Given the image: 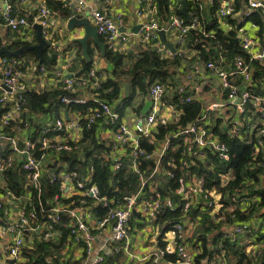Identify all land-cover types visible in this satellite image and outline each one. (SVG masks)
<instances>
[{"label": "built area", "instance_id": "built-area-1", "mask_svg": "<svg viewBox=\"0 0 264 264\" xmlns=\"http://www.w3.org/2000/svg\"><path fill=\"white\" fill-rule=\"evenodd\" d=\"M63 1H76L79 12L86 6V0ZM210 1L211 5L215 2ZM218 1L216 19L219 23L226 18L236 21L239 17L252 22L249 17L254 12L259 13L264 22V0H244L240 8L236 0ZM173 3L172 14L167 19L158 15L144 20L137 33L126 28L123 16L113 18L96 9L91 12L93 23L105 37L109 49L121 52V47L125 48L135 38V42L145 46L155 44L164 58L172 60L175 55L182 58V65L174 71L183 74L184 81L176 86L174 81L153 83L148 95L151 108L145 114L132 113L125 119V114L103 99L98 89L106 77L100 76L94 66L85 75L66 77L62 89L77 95L91 80L95 88L91 100L95 107H89L86 112L76 111L70 118L62 115L48 127L31 128L32 120L25 116L28 88L21 68L25 60L0 56V107L4 109L0 114V238L5 239V257L14 261L7 264L26 263L24 249H35V240L57 242L64 229L68 233L62 255L83 260V264L85 261L103 264L109 255L118 257L121 253L138 258L130 250L133 232L138 231L133 219L146 221L155 242V248L143 257L152 264H198L197 258L205 254L200 264H227L225 240L246 244V254L258 258L255 260L259 264L264 263V238L259 233L263 232V227L258 228L251 219L235 220V213L232 214L234 220L224 224L222 240L216 244L192 235L203 215L221 221L225 219V215L218 216L222 209L235 211L225 207L226 203L237 204L248 194L247 189L237 193L236 190L228 197L218 189H209L206 174L193 170L200 164L212 166L211 156L223 162L232 158L222 134L254 143L257 153L264 151V76L259 74V69L264 67V33L253 35L248 29L240 28L237 38L243 54L228 57L224 49L215 44L218 50L212 55V44L207 38L214 37L213 31L204 27L196 12H189V21L177 14L181 1ZM192 3L199 11L206 9L202 0ZM138 14L145 19L142 11ZM53 16H57V11L42 4L30 20L14 14L13 5L6 2L0 25L4 23L12 31L24 33L33 23L49 27ZM165 20L166 27L163 26ZM161 29H165V33L166 29L170 30L174 35L175 52L161 42ZM191 31L195 32L194 45L198 43L196 39L202 41L199 51L196 47L191 52L188 50L187 36ZM202 52L208 58L202 56ZM46 69V66L40 67L42 73ZM174 89L178 101L170 102L165 96ZM61 101L65 104L86 102L67 95H62ZM194 102L201 104L200 112L187 125H181L182 104ZM99 122L110 129L105 144L108 149L102 155L105 164L113 172L126 165L137 174V191L109 197L101 194L94 182L93 167L84 172L67 168L64 158L76 156L85 161L81 154L82 139ZM170 125L176 126L169 128ZM15 168L24 172L20 194L7 186L5 173ZM220 176L222 186L235 179L231 172ZM163 179L178 182L177 187H168L169 193L179 196L175 202L173 195L160 191ZM48 180L57 182L60 192L44 201L43 186ZM260 198V210L264 214V185ZM252 205L253 201L246 202L241 211H247ZM192 210H196L197 215L194 216ZM108 242L110 245L104 251ZM79 253L85 258L76 259Z\"/></svg>", "mask_w": 264, "mask_h": 264}, {"label": "trees", "instance_id": "trees-1", "mask_svg": "<svg viewBox=\"0 0 264 264\" xmlns=\"http://www.w3.org/2000/svg\"><path fill=\"white\" fill-rule=\"evenodd\" d=\"M244 0H236L237 7H241V4ZM171 2L172 0H153V4L157 7L159 16L167 19L171 14ZM63 3H59L58 1L49 0L48 5L54 10L61 9L63 10ZM219 8V1L215 0L212 6L208 11L206 9L203 11H199L198 8H195V4L188 1V11L190 13H198L200 14V18L203 21L204 27L213 31L214 37L207 38L208 42H211V54L215 55L217 53L218 47H214L215 44L220 45L225 54L229 57L235 56L237 54H243L242 49L240 48L237 33L234 30H230L225 32L222 28L218 26L216 19V12ZM56 10V11H57ZM176 13L185 17L180 13V9L176 10ZM67 16H70L71 13L69 11H65ZM203 16V18H202ZM210 19L206 22V18ZM187 19V17H185ZM253 23L260 26V33L263 35L264 33V22L260 18L259 13L254 12L251 17H249ZM188 20V19H187ZM227 21L234 22V20L230 18H226ZM189 21V20H188ZM101 40L103 42L106 41L103 35H100ZM188 46L193 48H201L202 41L197 40L196 45H193L195 42V32L191 31L188 36ZM29 42L18 41L17 43L10 44L8 47L11 50H15L21 47L24 44ZM2 43H0V47ZM82 47L79 46V52ZM49 47L44 51L45 60L41 63L47 66H51L57 61V53L53 52L51 55L48 53ZM89 54L91 56V61H87L81 54L82 57V72H88L94 67V50L90 47ZM140 56L136 58L134 63L129 67H124V59L127 56L125 52L113 51L106 46V54L104 56L105 60L108 62L109 67L107 69H102L103 71L111 72L104 80L101 81L100 88L98 92L100 96L107 100L109 103L115 106V108L122 114L125 113V110L130 107L138 95H141L144 98L149 95L150 86L155 82H166V81H174L173 72L171 71L172 67H178L182 65L181 57L175 55V57L171 60L169 58H164L155 48H141L139 51ZM26 55H33L38 61H40V56L35 50H26L22 52L19 56H12L8 54H4L3 56L13 57L17 59H23ZM202 56L208 58V55L205 52H202ZM175 74V73H174ZM260 76H264V67L259 69ZM121 79H125L128 81L129 91L125 90L123 87V82ZM179 85V84H175ZM127 89V88H126ZM67 95L73 98H76V95H70L67 91L63 89L53 90V91H45L44 93H37L36 91H32L30 94H27L28 104L32 111H40V112H54L55 114H59L62 108L67 110L74 109L82 112H86L89 107H95V103L93 100H87L85 103L80 102H72L70 104H65L61 101V96ZM165 99L170 100V102L178 101V94L174 90L165 96ZM143 105V103H142ZM140 105V107L142 106ZM139 107V108H140ZM201 104L199 102L194 103H185L182 104V109L184 114L182 115V120L180 122L181 125H187L191 122L197 114L201 110ZM138 108V111H140ZM4 111L0 107V114ZM96 125L93 126L91 131L86 132V136H90L95 132ZM176 125H170L169 128H173ZM247 126V125H246ZM163 132L166 131V128H162ZM85 136V138H86ZM222 138L229 144L232 158L223 162L216 156H211L212 166H205L200 164L199 167H194L193 170L197 174H206V187L209 189H218L222 191L224 195L228 194V197H231L235 191L236 193L239 191L246 190L248 188L247 182L248 180H253L254 183H258L259 174L264 169L261 166V163H264V151L255 152V144L248 143L246 140H241L237 137H230L228 134H222ZM107 147L103 140L92 137L90 141V146L86 147L84 152L85 161H80L76 156L63 160L68 163L67 168L69 170H80L84 172L86 168L93 167V180L99 187L101 194L108 195L112 197L113 195H121L125 192L132 193L137 191L138 189V175L128 170V167L125 165L120 170L113 172L108 164H105L102 154L104 151H107ZM256 157V159H254ZM231 172L235 179L231 180L226 186L221 185V174H225ZM179 174V171H177ZM7 177V186L14 190L16 193L20 194L23 186L24 180V172L15 168L5 173ZM44 193L42 199L46 201L49 197H51L54 193L60 192V185L55 182L52 183L49 180L44 183ZM169 186L177 187L178 182L175 180H165L163 179V187L160 188V191L166 195L171 194L176 199V196L172 193H169ZM118 187V189H116ZM258 191H254L252 194L257 193ZM251 202V201H248ZM228 206L229 204L226 203ZM261 203L253 202V205L248 207V210L242 212L240 209H235V211L229 212L228 220H250V217L254 212H260L261 215H264L260 210ZM235 213V218H232V214ZM222 224L217 223L212 217L206 216L199 228L200 232L204 235L205 240H209L208 236H211L214 232L215 235L213 239L217 241L222 240ZM263 232L261 233V237L264 238V227L262 228ZM68 233L67 229H64V237ZM64 241H62L59 245L54 242H40L36 245L35 249H24L23 256L27 259L24 264H82V260H73L72 257L62 255V247ZM225 246L228 248L227 254V264H255V258H249L246 255L245 246L246 244L241 245L239 242L230 243L229 240H225ZM232 255V258L230 257ZM206 256L203 255L202 257ZM52 257V260L51 258ZM202 257L197 258V263L200 264V259ZM210 257L212 254L210 253ZM118 257H114L109 255L106 261L103 264H115ZM258 259V258H256ZM260 260V259H259ZM264 264V263H261Z\"/></svg>", "mask_w": 264, "mask_h": 264}, {"label": "crops", "instance_id": "crops-1", "mask_svg": "<svg viewBox=\"0 0 264 264\" xmlns=\"http://www.w3.org/2000/svg\"><path fill=\"white\" fill-rule=\"evenodd\" d=\"M48 1L49 0H0V16H1L3 8L5 7V3L10 2L14 7V14L26 16L31 20L33 15L38 11V9L40 8L42 4L48 5ZM54 1L63 3L62 5L64 9L63 10L56 9L57 16L51 17L49 20L50 26L43 27L42 30L44 33L46 32V34H43V36L48 41V45L47 47H45V50L49 47V50H48L49 55H51L53 52H56L58 56L57 61L53 65L47 66L41 63L42 62L41 59L40 61H38L33 55H26L23 57L25 60V65H23L21 68L24 70V74H25L24 81L27 85V88H28L27 90H29L30 93L32 91H36L37 93L41 94V93H44L45 91H53V90L62 89L63 80L66 78V75L71 74L72 76H81L87 73V72H82V67H83L82 57H81L82 49L79 52V46L82 47V45L74 41L75 38L82 37L84 35L85 30L83 27H79L77 25L74 26L73 29H69L68 20L71 17L73 16L86 17L94 25L91 12L93 9L101 10L105 14L113 18L119 15L123 16L125 23H126V28L129 30H132L133 27H135V25H139L144 20H150L152 17L159 15L157 7L153 4V0L151 2H148L145 0H86V6L83 12L77 11L76 1H73L71 3H66L63 0H54ZM173 1L174 0H172L171 2V11L174 8ZM180 1H181V6L178 9L182 7V0ZM188 1L193 2V0H188ZM202 1L204 4V7L206 8V11H208L209 8L212 6L211 1L210 0H202ZM187 10H188V7H187ZM65 11H69L71 15L67 16V14H65ZM139 11L143 12V14L145 15V19L139 16L138 14ZM209 19L210 17L209 18L207 17L206 22H208ZM237 19L233 23L230 21H227L226 19L225 21L221 23L217 21V23H218V26L222 28L225 32L234 30L237 33V36L239 34L240 28L242 30L248 29L249 31L252 32L253 35L261 34L260 29L256 27L255 23L250 22V21H243L240 17L238 20ZM35 24L36 23L30 24L27 28H25L24 33L12 31L4 23L1 24L0 25V43H2V46H8L10 44L17 43L18 41L29 42L27 44H37L39 40L37 37L38 31L34 27ZM163 26L164 27L167 26V20L164 21ZM165 37L168 41L173 42L175 45L174 35H172V32L170 30L166 29ZM134 40L135 38H133V41L130 42L125 48L121 47L123 50L121 52H125L127 55L124 59V67L126 68H129L134 63L136 58L140 56L139 51L141 48H148L149 46L152 48L157 47L155 46V44L145 46L143 44H139L135 42ZM90 47L94 50V56H93L94 66L98 68V74L102 77H107L108 75L111 74V72L103 71L102 69H107L109 67V64L105 60L107 63L106 68L101 67L102 55L100 52V47L93 38L89 39V48ZM192 49H195L194 46L192 48L189 45L188 46L189 52H191ZM200 49H202V47L198 48V51ZM41 66H46L47 69L45 73H42L40 71ZM174 70H175V67H172L171 71L173 72V76H175V79H176L175 82L177 84L183 82L184 81L183 74L177 73ZM121 81L123 82V87L126 90L127 86L129 85L128 81H126L125 79H121ZM94 92H95V88L93 87L92 81L90 80L85 87L81 88L78 91L76 97L78 99H84L87 101L93 98ZM26 94H28L27 91H26ZM147 100H149L147 96L144 98V100H143V97L141 98L139 97L136 102L138 103L140 101L141 103L139 102V104L137 105L138 107L137 106L132 107V108L128 107L124 113L125 119L129 118L132 113H142V108L144 107ZM27 102H28V99H27ZM27 105L28 106H27V111L25 113V116L32 120L31 128H34V129H38L41 127H48L50 126V123L53 122L58 117L65 115L67 118H70L72 114L78 111L74 109L67 110L65 108H62L59 114L58 113L55 114L54 112L43 113L40 111H32L28 103ZM140 105L142 106L140 107ZM1 108L3 109V107ZM138 108L140 111H138ZM149 111L150 109L146 113H148ZM142 114H145V113H142ZM109 135H110V129L107 126H105V124L99 122L96 126L95 132L92 135L86 136V138L84 137L82 139L83 149L81 151V154H84L86 147L90 146V141L92 140V137L103 140L104 143L106 144L108 140L106 139V137ZM83 156H85V154ZM261 166L264 168L262 163H261ZM262 175H264V169L259 174L258 183H254L253 180L251 179L248 180L247 182L248 188L246 190L248 194L243 195L239 199V203L233 204L231 202L230 205L225 206V207L241 210L242 208L243 209L245 208V203L248 201H253L255 203L260 204L261 190L264 185V178H262ZM6 180H7V177H6ZM161 187H163V184L160 185V188ZM254 191H258V192L252 194ZM175 196H176V199H174V202L178 200V197H179L178 195H175ZM261 207L262 205H260V209ZM256 211L254 212V214H252L250 219L254 224L257 225L258 228L260 227L262 228L264 227V215H261L260 212H256ZM192 213L194 216L197 215L196 210H192ZM228 214L229 212L227 210L224 211L222 209L220 213L218 214V216L225 215V219H222L221 221L215 220L217 223L222 224L221 229H223V227L225 228V226L228 224L226 223L227 221H229L227 218ZM63 215L67 217L66 213H63ZM206 216L208 217L210 215L208 214L203 215L202 219L199 221L198 225L192 232V235L194 236V238H196L195 236L196 230L199 228L202 220ZM133 224L137 226L138 231L133 232L130 250L135 255H137L138 258L129 257L128 255L121 253L120 255H118V259L116 260L115 264H152L146 260H143V257L146 256L149 252H151L155 248V242L152 241L151 239L152 236L150 237V232L148 231V228L146 227V221L133 219ZM215 233L217 232H214L213 234H211V236H208L210 243L212 242L216 244L219 242L220 239H218L217 241L213 239V236L215 235ZM63 237H64V233L60 235L57 242H54V243L59 245L62 241H64L63 243V247H64L66 244V237H65V240H63ZM198 237L204 238V235L202 234V232L197 236V238ZM109 245L110 243L108 242L106 247L104 248V251L108 249ZM4 246H5V239L0 238V264H7V261H8V259L5 257L6 253H5ZM76 253H78V251H76ZM246 255L249 258H251L250 255L248 254ZM230 257L232 258V255ZM82 258H85V256L79 253L76 259H82ZM86 263L87 262L85 261V264ZM231 263L234 264L233 261ZM254 263L258 264V262H254Z\"/></svg>", "mask_w": 264, "mask_h": 264}, {"label": "water", "instance_id": "water-1", "mask_svg": "<svg viewBox=\"0 0 264 264\" xmlns=\"http://www.w3.org/2000/svg\"><path fill=\"white\" fill-rule=\"evenodd\" d=\"M187 6H188V0H182V7L180 8V13L189 19L190 13L187 10ZM76 25L79 27H83L85 30L84 35L82 37L74 39L75 42H78L82 45V55L84 56V58L87 61H91V56L89 54V39L93 38L100 47V52L102 55L101 67L106 68L107 63H106L105 58H104V56L106 54V45H105V43H103V41H101L99 33L97 31V28L90 22V20L88 18L73 16L68 20V28L73 29V27ZM140 26H141L140 24L135 25V27H133V29H132L133 32L137 33ZM34 27L38 31L37 37H38L39 42L37 44H24L15 50H11L8 46H2V47H0V56H2L4 54H8V55H12V56H19L22 52H24L26 50H35L39 54L41 61H44L45 60L44 50H45V47H47V45H48V41L43 36L42 25L36 23L34 25ZM159 35H160L161 42L166 47L170 48L173 52H175L176 47H175L174 43L171 41H168L165 37V29H161L159 32ZM66 77L70 78V77H72V75L68 74V75H66ZM126 90H127V92L129 91V86H127ZM27 93L29 94L30 91L27 90ZM151 104H152V101L147 100L144 107L142 108V113H146L151 108ZM8 261L14 262L13 260H8ZM86 264H90V261H87Z\"/></svg>", "mask_w": 264, "mask_h": 264}, {"label": "rangeland", "instance_id": "rangeland-1", "mask_svg": "<svg viewBox=\"0 0 264 264\" xmlns=\"http://www.w3.org/2000/svg\"><path fill=\"white\" fill-rule=\"evenodd\" d=\"M173 79L176 80L174 77H173ZM139 97L141 98L142 96H141V95H138V96L135 98V100L133 101L132 105H131L129 108L136 107V106L139 104V102H140L141 100H140L138 103L136 102L137 99H138ZM140 103H141V102H140ZM137 107H138V106H137ZM262 162H264V161H262ZM262 164H264V163H262ZM200 230H201L200 228H198V229L196 230V233H195V236H196V237L201 233ZM38 241H39V240H35V241H34V244L37 245V244H38Z\"/></svg>", "mask_w": 264, "mask_h": 264}, {"label": "clouds", "instance_id": "clouds-1", "mask_svg": "<svg viewBox=\"0 0 264 264\" xmlns=\"http://www.w3.org/2000/svg\"><path fill=\"white\" fill-rule=\"evenodd\" d=\"M186 17V16H185ZM105 45H106V42H105ZM9 262V261H8Z\"/></svg>", "mask_w": 264, "mask_h": 264}]
</instances>
